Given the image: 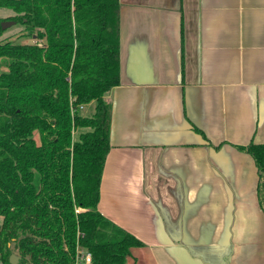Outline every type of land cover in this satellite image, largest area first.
<instances>
[{
	"label": "crops",
	"instance_id": "1",
	"mask_svg": "<svg viewBox=\"0 0 264 264\" xmlns=\"http://www.w3.org/2000/svg\"><path fill=\"white\" fill-rule=\"evenodd\" d=\"M99 211L127 264H264V0H119ZM86 106L81 110L83 111Z\"/></svg>",
	"mask_w": 264,
	"mask_h": 264
},
{
	"label": "trees",
	"instance_id": "2",
	"mask_svg": "<svg viewBox=\"0 0 264 264\" xmlns=\"http://www.w3.org/2000/svg\"><path fill=\"white\" fill-rule=\"evenodd\" d=\"M0 264H127L144 243L99 211L121 83L119 0H0ZM23 27L4 38L1 23ZM96 103L91 117L80 106ZM258 168L264 210V144L236 146ZM13 246V247H12Z\"/></svg>",
	"mask_w": 264,
	"mask_h": 264
},
{
	"label": "rangeland",
	"instance_id": "3",
	"mask_svg": "<svg viewBox=\"0 0 264 264\" xmlns=\"http://www.w3.org/2000/svg\"><path fill=\"white\" fill-rule=\"evenodd\" d=\"M15 13L11 9L7 8H0V18L6 19L8 17L14 16ZM23 27L21 25L12 24L11 26L5 29L4 38L9 39L14 42H21V43H34L36 41L35 38H27V39H20L19 35L22 33ZM96 103H91L85 107L82 111V115L85 117H91L95 112ZM13 247V246H12ZM13 254L19 256L18 252L15 251Z\"/></svg>",
	"mask_w": 264,
	"mask_h": 264
},
{
	"label": "built area",
	"instance_id": "4",
	"mask_svg": "<svg viewBox=\"0 0 264 264\" xmlns=\"http://www.w3.org/2000/svg\"><path fill=\"white\" fill-rule=\"evenodd\" d=\"M84 106H80V109L82 110ZM76 264H93L92 261V255L89 252H86L84 250L78 251L77 254V263Z\"/></svg>",
	"mask_w": 264,
	"mask_h": 264
},
{
	"label": "water",
	"instance_id": "5",
	"mask_svg": "<svg viewBox=\"0 0 264 264\" xmlns=\"http://www.w3.org/2000/svg\"><path fill=\"white\" fill-rule=\"evenodd\" d=\"M14 24L13 21H4L1 23L2 29L5 30L7 27L11 26ZM20 261V256H17L15 254H12L10 257V263L11 264H18Z\"/></svg>",
	"mask_w": 264,
	"mask_h": 264
}]
</instances>
